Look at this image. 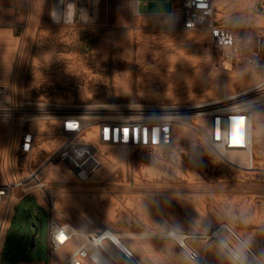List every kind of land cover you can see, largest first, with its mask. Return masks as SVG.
<instances>
[{
  "label": "rangeland",
  "instance_id": "obj_1",
  "mask_svg": "<svg viewBox=\"0 0 264 264\" xmlns=\"http://www.w3.org/2000/svg\"><path fill=\"white\" fill-rule=\"evenodd\" d=\"M27 2L19 7L18 16L3 11L17 19L4 18L6 25L0 30V80H8L20 44L16 100L89 112L102 108L123 117L130 116L132 108L215 102L244 93L264 79L245 67L225 71L205 30L182 32L168 16L147 15L172 11L174 0H139L141 16L134 14L132 0ZM216 5L220 25L264 28V0H227L223 11L220 0ZM70 7L73 11L67 17ZM58 8L60 18L55 16ZM24 21L28 26L21 38L11 24ZM255 95L240 100L245 103ZM249 117L252 143L247 151H223L221 156L197 132L196 126L204 131L210 121L187 120L177 127L175 147L167 155L103 147L102 170L89 184H78L59 165H44L42 174L46 181L51 173L58 177L51 184L64 190L57 209L66 211L69 221L83 230H91L93 223L67 204L90 212L96 206L110 209L114 217L101 218L117 232L152 235L171 228L182 234L207 235L210 227L228 224L264 259V106ZM8 131V124L0 122V163ZM16 145L17 136L10 150L14 171ZM41 150L37 165L53 153L46 145ZM0 182H4L1 172ZM33 223L38 238L31 250ZM48 236V212L37 199L24 198L15 210L0 264L47 262ZM126 243L146 264H191L171 240L141 238ZM192 245L209 264H233L214 242L198 240Z\"/></svg>",
  "mask_w": 264,
  "mask_h": 264
},
{
  "label": "built area",
  "instance_id": "obj_2",
  "mask_svg": "<svg viewBox=\"0 0 264 264\" xmlns=\"http://www.w3.org/2000/svg\"><path fill=\"white\" fill-rule=\"evenodd\" d=\"M132 2L134 14L141 16L139 0ZM144 5L148 7L149 3ZM4 9L18 16V0H0V28L6 25L4 18L17 19V16L4 15ZM216 12V0H174L172 11L166 16L174 20L182 32L205 30L225 71L245 67L264 77V28L223 26L216 20ZM11 26L20 31L23 38L28 22H14ZM262 81L248 93L263 96L253 105L240 100L248 95L245 91L226 103L145 106L132 108L128 110L131 115L123 117L102 108L89 112L45 101L29 102L23 98L15 101L13 82L0 86V122L8 124L10 141L17 136L15 171L11 167L10 152L5 153L1 162L4 182H0V262L17 206L24 198L33 197L49 214L48 261L19 264H146L134 250L122 247V239L113 229L104 226L83 230L62 219L57 209L59 189L46 183L43 166H62L78 184L86 185L102 170L101 148L148 156L167 155L175 147L177 127L186 125L187 120L198 119L210 121V125L203 127L204 131L194 125L205 144L221 156L223 151H247L252 143L249 116L264 105V79ZM43 145L51 147L53 153L45 163L37 165ZM8 165L16 179L8 177ZM206 240L216 243L233 264H264L253 248L223 223L214 227L213 234ZM176 246L189 263L200 261L199 253L187 245V240Z\"/></svg>",
  "mask_w": 264,
  "mask_h": 264
},
{
  "label": "bare ground",
  "instance_id": "obj_3",
  "mask_svg": "<svg viewBox=\"0 0 264 264\" xmlns=\"http://www.w3.org/2000/svg\"><path fill=\"white\" fill-rule=\"evenodd\" d=\"M27 0H20L18 2V5L20 8H23L24 6V3H26ZM28 3V2H27ZM227 6V0H220V8L221 10L223 11L225 9V7ZM5 11H8V12H11L12 10L10 9H4ZM13 12V11H12ZM11 12V13H12ZM29 15V13H28ZM13 82V88H14V94H13V98L14 100L16 101V97H15V85H14V81L13 79L11 80ZM255 87V85L253 86ZM253 87H250L246 90L247 93L245 94H248L249 92H252L251 89ZM232 90H228V94L231 93ZM249 95V94H248ZM23 97V96H22ZM263 96L259 95V94H256L254 96V99H250L248 101L249 104L253 105V104H256L258 103L262 98ZM235 98V94L234 95H228L224 98H220V99H217L215 102V104H221V103H226V102H229L231 100H233ZM253 98V97H252ZM264 106V105H263ZM84 108V107H83ZM81 110V108H80ZM130 110H133V109H130ZM9 136L10 135H7L6 137V146H7V143H8V140H9ZM11 149V148H10ZM9 149V150H10ZM51 165V164H50ZM49 166V165H48ZM55 167V166H54ZM48 167H45L44 170H46ZM48 170V169H47ZM52 169H49V172L51 173ZM44 171L42 170V173ZM15 175H13L9 165H8V177L10 179H14ZM58 177H56L53 173H51V177L50 178H47V181L46 183L48 184H52L55 180H57ZM56 182V181H55ZM60 194L64 193V190L63 191H59ZM18 201V199H17ZM67 208L69 210H73V211H78L79 213H82L83 216H85L86 218H89L91 220V222L93 223V228L91 227V230H96V229H99V228H102L104 226L106 227H109L110 226L108 224H106L103 220H102V216L106 217V218H113L114 217V214H113V211H111L110 209H102L98 206H96V210L94 212H90L89 210L87 211V209H85L84 207H81V206H77L76 208L75 207H72L71 205L67 204ZM76 209V210H75ZM59 214L61 215V218L62 219H69V214L66 212V211H58ZM113 220V219H112ZM229 229H232V227H230L228 224H225ZM211 226V225H210ZM76 228L78 229H81V226L79 225H75ZM233 230V229H232ZM116 236L120 239H122V242H121V245L123 248H131L129 247V245L126 243V240L127 239H141V238H150V239H165V240H171L173 241L174 243H182L184 240H187V245L190 246L191 248L194 249L192 243L194 241H198V240H204L205 242H207V238L209 236H211L214 232V228L213 227H210L209 228V233L207 235H190V234H182L181 232H176L175 230L171 229V228H167L166 231L163 233V234H152V235H142V234H135V233H126V232H117V231H114ZM186 242V241H185ZM133 250V248H131ZM196 250V249H195ZM69 251V250H68ZM197 251V250H196ZM66 255V254H64ZM200 255V254H199ZM258 255V254H257ZM258 258L260 261H263L264 262V259L262 257H260L258 255ZM200 264H209V262L203 258L202 256H200Z\"/></svg>",
  "mask_w": 264,
  "mask_h": 264
},
{
  "label": "crops",
  "instance_id": "obj_4",
  "mask_svg": "<svg viewBox=\"0 0 264 264\" xmlns=\"http://www.w3.org/2000/svg\"><path fill=\"white\" fill-rule=\"evenodd\" d=\"M57 11L59 12V17H57V18H60L61 16H62V11H61V9H57ZM72 11H73V8H71V10H70V14L72 13ZM171 12V11H170ZM170 12H168V13H163V14H160V13H154V14H151V13H149V14H147V15H163V16H166V15H168ZM67 15V14H66ZM144 15V14H143ZM0 30H1V28H0ZM1 37H2V32H0V39H1ZM19 42H18V48H17V51H16V53L14 54V58H13V67L11 68V71H10V76H9V78H8V80L7 81H5V79L4 80H0V86H4V85H7V84H9L10 82H11V80L13 79V81H14V77H15V75H16V66H17V60H18V53H19ZM7 135H10L9 134V131H8V134ZM13 141V140H12ZM12 141H10V136H9V140H8V143H7V146H6V144H5V149H4V153H3V156H2V159H3V157H4V155H5V153L6 152H10V148H11V146H12ZM10 149V150H9ZM1 162H2V160H1ZM0 172H1V163H0ZM1 175H2V173H1Z\"/></svg>",
  "mask_w": 264,
  "mask_h": 264
},
{
  "label": "water",
  "instance_id": "obj_5",
  "mask_svg": "<svg viewBox=\"0 0 264 264\" xmlns=\"http://www.w3.org/2000/svg\"><path fill=\"white\" fill-rule=\"evenodd\" d=\"M32 227L36 230L35 234L33 235L31 239V250H34L36 246V238L38 236V230L35 227V223L32 224Z\"/></svg>",
  "mask_w": 264,
  "mask_h": 264
},
{
  "label": "flooded vegetation",
  "instance_id": "obj_6",
  "mask_svg": "<svg viewBox=\"0 0 264 264\" xmlns=\"http://www.w3.org/2000/svg\"><path fill=\"white\" fill-rule=\"evenodd\" d=\"M70 10H71V7L69 8V11H68V13H67V17H70ZM55 16L56 17H59V12L56 10V12H55Z\"/></svg>",
  "mask_w": 264,
  "mask_h": 264
}]
</instances>
